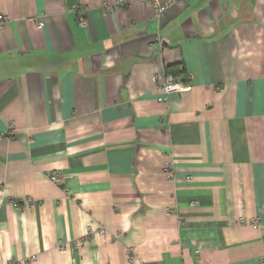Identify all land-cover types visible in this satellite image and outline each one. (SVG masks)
I'll return each instance as SVG.
<instances>
[{
	"label": "crops",
	"instance_id": "1",
	"mask_svg": "<svg viewBox=\"0 0 264 264\" xmlns=\"http://www.w3.org/2000/svg\"><path fill=\"white\" fill-rule=\"evenodd\" d=\"M168 1L0 0V264H264V0Z\"/></svg>",
	"mask_w": 264,
	"mask_h": 264
},
{
	"label": "built area",
	"instance_id": "2",
	"mask_svg": "<svg viewBox=\"0 0 264 264\" xmlns=\"http://www.w3.org/2000/svg\"><path fill=\"white\" fill-rule=\"evenodd\" d=\"M143 1H148L153 5V7L155 9V13L157 16L162 15L164 13L165 9L170 4V1H168V0H143ZM7 19H8L7 15L0 13V29L2 28L3 24L7 21ZM79 21H80V24L86 23L84 17H80ZM35 26L37 28H41L43 26V19L41 17L35 21ZM189 79H190V77H189ZM153 81H154V83H156V81H157L156 76L153 77ZM157 86H158V88H160L162 90V93H163V95L158 98L159 101H164L166 99V96L173 93V92H180V91L188 90L191 88L190 82L182 83L181 81L176 80L174 78V76L172 74H169V73H165L162 83L160 85H157ZM166 163L168 165H170V163L168 161ZM168 174H169V176H171V168L169 169ZM48 179L52 183H54L55 185H58V186L63 185V175H62L61 171H59V170L52 171L49 174ZM30 200L31 199L29 198L28 201H30ZM253 223L255 225H257L256 221H253ZM12 264H20V263L19 262H13Z\"/></svg>",
	"mask_w": 264,
	"mask_h": 264
},
{
	"label": "trees",
	"instance_id": "3",
	"mask_svg": "<svg viewBox=\"0 0 264 264\" xmlns=\"http://www.w3.org/2000/svg\"><path fill=\"white\" fill-rule=\"evenodd\" d=\"M166 73L172 74L174 78L176 79L177 76L184 73L183 68H181L178 64H171L166 67ZM185 74V73H184ZM177 80V79H176ZM180 81V80H178ZM182 83H188L190 82L189 76H186Z\"/></svg>",
	"mask_w": 264,
	"mask_h": 264
}]
</instances>
